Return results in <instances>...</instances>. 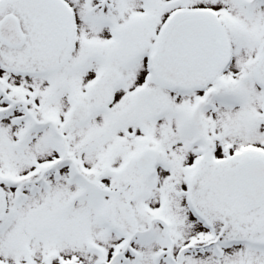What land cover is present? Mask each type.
Wrapping results in <instances>:
<instances>
[{"label":"snow or ice","instance_id":"6c2138e0","mask_svg":"<svg viewBox=\"0 0 264 264\" xmlns=\"http://www.w3.org/2000/svg\"><path fill=\"white\" fill-rule=\"evenodd\" d=\"M0 264H264V0H0Z\"/></svg>","mask_w":264,"mask_h":264}]
</instances>
